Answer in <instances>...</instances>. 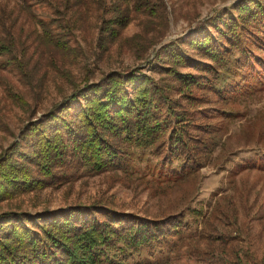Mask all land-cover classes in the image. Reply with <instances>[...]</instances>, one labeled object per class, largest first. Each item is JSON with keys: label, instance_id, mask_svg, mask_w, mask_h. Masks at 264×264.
I'll return each instance as SVG.
<instances>
[{"label": "trees", "instance_id": "obj_1", "mask_svg": "<svg viewBox=\"0 0 264 264\" xmlns=\"http://www.w3.org/2000/svg\"><path fill=\"white\" fill-rule=\"evenodd\" d=\"M134 1L112 3L110 15L101 16L99 34L107 40L116 38L136 11ZM228 11L210 20L213 32L190 40L191 53L170 45L165 59L172 65L158 62L150 68L158 77L136 69L131 73L112 70L99 81L86 78L80 85L72 80L69 99L29 119L18 139L0 154V201L42 190L80 167L93 172L120 168L163 189L194 188L201 168L217 157L222 161L224 148L235 142L250 145L254 139L253 146L264 147V117L252 108L264 98V1L242 0ZM148 14L158 19L157 10ZM30 18L32 36L45 44L40 52L36 45L37 60L46 51L54 64V52H68L69 42L52 34L34 14ZM10 36L0 27V54L11 58L32 84L26 49L19 51L17 43L7 39ZM7 88L15 103L29 105L21 93ZM217 147L220 151L213 158ZM151 156L155 164L144 171L135 169V163ZM259 159H264V153ZM54 211H1L0 264H171L179 251L209 262L216 251L212 247L221 246L218 241L228 246L233 239L227 233L217 240L225 233L229 217L223 208H216L214 215L189 208L193 222L185 220L184 213L171 221L109 212L101 220L95 214L82 216L83 210L77 208ZM232 222L236 226L235 219ZM212 264L264 263L232 251Z\"/></svg>", "mask_w": 264, "mask_h": 264}, {"label": "rangeland", "instance_id": "obj_2", "mask_svg": "<svg viewBox=\"0 0 264 264\" xmlns=\"http://www.w3.org/2000/svg\"><path fill=\"white\" fill-rule=\"evenodd\" d=\"M240 1L135 0L132 5L136 11L129 24L116 38L107 40L104 34H99L101 16L110 15L108 10L116 0H0V27L11 34L7 39L14 40L19 51L22 47L26 49L25 61L29 63L33 76V83H27L12 59L0 54V154L18 139L29 119L40 117L54 105L69 99L74 91L72 80L80 85L86 78L90 82L99 81L112 70L131 73L136 69L158 77L150 68L158 62L172 65L165 59L170 45L177 51L191 53L194 50L190 40L213 32L210 20L229 12ZM148 10H157L158 19L149 15ZM32 14L36 20L44 21L52 34L64 38L71 46L68 52H54V64H50L46 51L41 61L37 60L38 52L45 50V44L40 45L32 36L35 32L31 30L34 28ZM50 14L54 16L48 17ZM53 17L60 18L53 20ZM99 36L103 39L99 40ZM36 45H39L38 52H34ZM180 69L188 71L187 67ZM8 86L21 93L29 105L21 107L15 103ZM169 94L178 101L174 92ZM252 108L264 117V98L255 101ZM261 124L264 127V120ZM252 141L256 142L255 139ZM252 141L250 145L243 142V145H235V142L232 147L224 148L222 161L217 157L220 151L217 147L213 158L218 160L212 159L201 168L200 181L194 188L177 185L163 189L120 168L93 172L80 167L75 171L69 169L64 178L42 190L1 200L0 212L25 210L37 213L45 209L55 212L77 208L83 210L82 216L95 214L101 220L107 218L109 212H119L143 218H170L171 221L178 213H184L185 220L193 222L195 219L186 211L189 208H199L209 213L207 215L210 212L217 214L216 208H223L226 211L223 214H228L230 221L228 217L223 229L225 233L217 240L224 239L227 233L232 234L228 246L218 241L221 246L212 247L216 251L209 262L179 251L171 264H212L232 251H241L245 256L264 263V159H259L264 147H255ZM156 162L151 156L148 161L134 166L144 171L147 165ZM245 163L249 167L241 165ZM190 197L192 200L188 202ZM176 239L178 236L171 240ZM163 256H156V260Z\"/></svg>", "mask_w": 264, "mask_h": 264}]
</instances>
